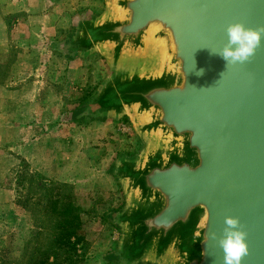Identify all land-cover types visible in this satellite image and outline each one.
<instances>
[{
  "label": "water",
  "instance_id": "1",
  "mask_svg": "<svg viewBox=\"0 0 264 264\" xmlns=\"http://www.w3.org/2000/svg\"><path fill=\"white\" fill-rule=\"evenodd\" d=\"M103 2L63 40L108 68L81 111L126 118L141 144L112 164L117 264H224L225 216L246 233L241 264H264V35L243 63L211 52L229 24L264 27V0Z\"/></svg>",
  "mask_w": 264,
  "mask_h": 264
},
{
  "label": "rangeland",
  "instance_id": "2",
  "mask_svg": "<svg viewBox=\"0 0 264 264\" xmlns=\"http://www.w3.org/2000/svg\"><path fill=\"white\" fill-rule=\"evenodd\" d=\"M103 6V0H0V264H25L37 244L43 249L51 240L40 224L44 214L34 211L38 181L68 183L85 212L88 244L78 249L79 259L85 254L77 264H111L104 257L116 252L119 231L110 214L124 201L112 164L134 155L128 152L136 137L126 118L71 120L108 68L97 54L65 58L55 50L76 16H96Z\"/></svg>",
  "mask_w": 264,
  "mask_h": 264
},
{
  "label": "trees",
  "instance_id": "3",
  "mask_svg": "<svg viewBox=\"0 0 264 264\" xmlns=\"http://www.w3.org/2000/svg\"><path fill=\"white\" fill-rule=\"evenodd\" d=\"M88 96L90 97L86 94L82 98V105L88 100ZM81 106L71 111L70 118L73 122L85 125L89 121L105 120L90 118L88 112L81 111ZM35 188L41 192L33 203L34 211L40 210L44 214L40 224L51 231V240L43 249L37 244L25 264H77L83 260L85 254L83 251L79 259L78 249L85 250L88 244L83 233L85 212L73 201L74 195L66 182L38 181ZM113 211L110 214L111 219L117 212ZM118 256L116 252H110L104 259L108 263L117 264Z\"/></svg>",
  "mask_w": 264,
  "mask_h": 264
},
{
  "label": "clouds",
  "instance_id": "4",
  "mask_svg": "<svg viewBox=\"0 0 264 264\" xmlns=\"http://www.w3.org/2000/svg\"><path fill=\"white\" fill-rule=\"evenodd\" d=\"M226 33L227 42L218 51L210 49L211 52L220 56L225 61V65L243 63L254 54L260 45L264 27L254 29L236 22L227 26ZM224 223L223 234L217 241L224 254V264H241L242 257L248 252L246 233L238 227L240 222L237 217L225 216ZM212 235L215 238V233Z\"/></svg>",
  "mask_w": 264,
  "mask_h": 264
},
{
  "label": "flooded vegetation",
  "instance_id": "5",
  "mask_svg": "<svg viewBox=\"0 0 264 264\" xmlns=\"http://www.w3.org/2000/svg\"><path fill=\"white\" fill-rule=\"evenodd\" d=\"M69 36V34H68ZM62 47H59V46ZM54 46H57V44H55ZM58 47H55L56 52H60L61 56L68 58L71 55H73L74 52V48L72 46L69 45L68 43V39L67 40H63L62 42H60Z\"/></svg>",
  "mask_w": 264,
  "mask_h": 264
},
{
  "label": "crops",
  "instance_id": "6",
  "mask_svg": "<svg viewBox=\"0 0 264 264\" xmlns=\"http://www.w3.org/2000/svg\"><path fill=\"white\" fill-rule=\"evenodd\" d=\"M121 133H124V134L126 133V134L129 135V132H128V131H127V132H126V131L123 132V129H122V132H121ZM137 143H138V140H137V139H135V138L132 139V138H131V143H130V144H131V146H130V151H131V152H128V153H130V154L134 153V154H135V153H137V152L140 150L139 147H138V144H137ZM140 148H141V147H140ZM126 151H127V150H126ZM125 153H126V152H125ZM128 153H127V154H128Z\"/></svg>",
  "mask_w": 264,
  "mask_h": 264
}]
</instances>
